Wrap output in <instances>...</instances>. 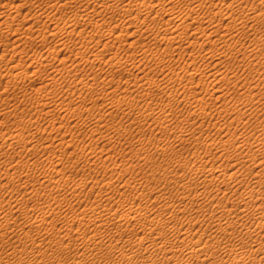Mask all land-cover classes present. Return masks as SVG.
<instances>
[{"label": "rangeland", "instance_id": "obj_1", "mask_svg": "<svg viewBox=\"0 0 264 264\" xmlns=\"http://www.w3.org/2000/svg\"><path fill=\"white\" fill-rule=\"evenodd\" d=\"M174 1L175 0H172L171 2ZM12 2V5H15V3H21L22 0H12ZM181 2L182 0L175 1L177 5H181ZM12 5H9L6 8H2L0 6V12L4 11L5 14L1 13L0 15H4V18H6L9 13L12 15L16 14V11H14L15 7ZM33 6L31 8L29 6L22 8V13L18 17L16 15V20L13 22V26L11 27L13 29L14 27L15 29L21 27L20 31L24 27L23 30L27 31L26 33L22 30L21 32L18 31V33L14 35L16 30L11 31L10 28L9 37L0 32V54L2 53V48H5L4 42H6V38L8 41L11 40L10 48H13L14 46H18L19 48L22 47L20 49H23L24 47V50H27L26 48H28L27 51L22 50L23 52H12V49H10V53L12 52L10 55L14 54L13 56H7V58H10V76L12 74L10 77V87L5 86L8 83L9 77H2L0 75V137L2 134L5 136L10 134V146L8 143H4V140L0 138V202H3L2 204L4 205L3 208H0V211L3 212H0L2 213L0 214V221L5 220V222H7L6 220H9L8 227L5 229L6 237H0V255L3 258L2 259L0 257V264H52L53 262H58V258L59 261L67 264L72 261V259H75L76 256L83 258V251L87 254L91 253L89 252L90 249L88 250V248L82 243L81 239H74L85 236V234L87 235L92 233L91 230H93V226L91 224L92 219L94 218L92 214L87 215L85 218L78 220L74 224L73 229L70 230L72 237H66L67 235H63L62 238L58 237L56 239V241L59 239L58 241L61 244L69 245L70 248L59 250L58 248L61 245L59 242L56 245L54 244L53 247L49 244V239L53 238L52 236L49 237V233H58L57 231H59V233H65L63 231L64 228L67 227L64 226L67 221H65L64 218L57 219L55 215L52 214L47 217L45 224L37 221V225L35 220L41 219V212L39 211L38 213L35 211L36 208L33 209L32 207L34 204L38 203H44L45 205L49 204L50 202H47L50 200L51 193L60 198L66 199V201H62L61 207L57 206L55 208V211L64 213L69 212L68 216H71L70 214H77L85 207L96 205L97 202L98 204L100 203L99 205L101 206L98 207L99 210L103 209L102 207H111L113 210L114 208H118L121 210L125 206L138 207L141 204L150 205L151 208H153V212H150L149 215L154 217L155 220L169 221L172 224L175 223V226L178 229H182V231L185 229L192 231L190 232L191 236L186 241L187 243L191 242L193 239L196 241L195 237L197 233L199 234V236L197 235L196 237L197 239L201 235L203 239H207L206 237L209 238V234L211 233V237H214L213 240L216 244L217 241L222 240L221 242L223 246L228 243L227 240L229 239L228 241L235 244L236 247V244L243 239V242H246L245 245L247 246V248L246 246L244 247V250H247L245 253L249 252L252 247L253 250L250 251L255 253V246H259L258 244H260V242L263 243L264 236L261 238L263 240L262 241L261 239L258 240L255 235H245V232L247 233L246 230L248 229V225L251 224V219L254 218L251 216L249 211H246L245 215L248 213L246 217L243 216L242 213H239L240 208L243 207V204H245V200H249L248 203L250 204L253 203L252 198L249 199L246 197L245 200H243L240 205L235 207L230 214L228 211L226 213L224 210L222 211L223 208L218 209L220 210L218 214L222 211L221 214L227 217H231L236 214L241 215V217L236 218V224L234 225L235 228L230 229L231 231L229 233L236 232L232 236L222 234L224 231L221 230H217V232L212 230L211 227L213 223L209 220H206L207 222L199 221L194 224L193 222L185 220L184 217L181 220V217L187 212H184L186 206L188 207L187 214L201 209H208L206 210V213H210L212 205H210V203L207 205L208 201L206 200L208 197H200V201L198 199V203L195 202L194 205L190 202V200H187L192 198V194H194L196 188L202 190V187L205 186L201 177L197 174V171L201 167V160L207 156L213 158L215 165L223 170H227V172L235 170L238 171L239 175L237 181H232L231 183L232 185L235 183V187L233 188H237L238 193L250 189L251 184L259 179L261 180L260 182H262L259 184L262 185V190H264V176L259 175V168H253V165L251 164L255 157L259 160L262 156H264V149L262 146L260 151L255 152V157H253L252 152L249 151L248 146L242 149L243 152L239 155L234 150L233 146L242 143V140L250 134H254V136L259 137V139L261 138L262 143L264 141V39L262 40L261 45L255 48L258 55L261 56H259V60H256L258 58L251 60L250 57L249 59H243V55L240 54L236 57H228L224 60V62L218 65V69L226 70L229 77H235V80L239 78L240 81L238 80L237 82L234 78H226L223 80L220 76L217 78L219 81H213L212 77H207L202 74H197L193 80H189L187 78L186 70L181 66L187 64V62L191 60L193 63V66L189 68V71H191L195 65H200L204 68L208 60L203 58L202 54L204 51L200 48V46L194 44L188 48L185 47L188 43V35H186L182 41H179L182 43L180 47H169L164 49V46L170 45L171 43H167L166 40L162 39H159L160 41L157 40L156 43L149 41L150 39L148 38H150L149 35L151 34L150 30L136 24V26H127V21H123V14L118 11L115 12L109 10L105 11L104 14H100V17L97 16V18L91 20L87 19L88 22L81 19L83 22L82 25L79 26V29L82 27L83 29L90 28L89 30L91 31L93 28L92 24H94L95 21L100 24L102 23L103 25L107 24L105 26L106 28H108V26H116V32L123 30L125 33H123L124 36H122V42H118L119 40L115 38L117 34L115 31L114 33L116 34L114 35L112 33L108 34V32L106 33L105 31V36L112 39V44L114 45L113 47L104 49L105 46L103 44V48L100 43L102 41H100L98 36L94 37V40L91 39V42H87L89 44L81 46L77 35L78 31H74V33L71 34L74 40L73 38H66L65 33L64 36H53L54 34H52L57 31V27L55 29V25H53L55 24L54 20L57 22L58 18L60 19V17L64 18V16H69V10V12L66 9L65 10L67 12L65 10L62 11L61 9L56 12L53 11V13L55 12L54 14H56L53 22H50V20H47V22L45 19L44 21L47 23L42 20L40 23L37 21L36 24L35 19H29V17L36 11H39L40 8L37 4H33ZM29 10H32V14L25 17L24 14ZM200 11L203 12L205 10ZM26 20H29L28 22L31 24H29ZM64 20L65 18L61 20V22H64ZM49 22L53 24H49V26L43 25L45 23L48 24ZM83 25L88 27L84 28ZM194 26L195 25H193V27ZM36 28H38L40 32ZM191 30L192 28H190L188 32L191 33ZM244 31L248 35L252 36L258 32H264V20L256 26V29L249 30L245 28ZM28 35L33 39L29 38ZM136 36L138 37L137 40L139 43L135 42L137 41ZM62 37H64V41H66L65 39H69L68 43L71 42L70 44L67 43L68 46L64 48L62 46L58 47L59 45L57 43ZM141 37L145 42L141 39ZM241 38L243 40H248L244 36ZM95 39H98L100 42ZM28 40L30 42H28ZM133 40H135L134 42L136 44L134 43L132 46L128 44V42ZM97 43H99V45H97ZM212 45L213 44L211 43H206L204 48L212 47ZM58 48L60 52L56 53V55H58L56 57V55L52 53V50H56ZM101 48V54H96ZM147 48L150 50V52L147 53L153 54L152 56H149L148 59H145L142 58L143 50L145 51ZM95 50H97L96 53L94 52ZM102 51L104 53L106 51L107 52L103 55ZM24 52H27L28 55L26 53L24 54ZM140 52L141 54H139ZM9 58L7 60L5 59L6 61L0 64V70H3L6 67L4 63L8 62ZM63 58L66 60L65 65L69 68L67 67L68 71L63 70V73H60V76L59 73L56 72V68L57 66L58 68L62 67L64 62ZM140 60H142V63H140ZM138 61L139 63H137ZM143 63L146 66H143ZM239 64H241V67H238ZM14 66L16 68H14ZM43 66H45L46 69H44ZM138 66L144 67L142 71L137 70ZM37 67L40 68L39 71ZM210 68L212 67L210 66ZM21 69L22 71L26 70V74H24L22 78L14 80L13 74L17 73L16 70L19 72ZM69 69L72 70L70 71ZM14 71L16 73H14ZM172 71L178 73L179 76H175L173 80H169ZM234 72L235 74H233ZM92 75L95 76V78ZM53 77L56 80L59 79L58 84H55L56 82ZM74 78L85 79L90 83L85 80H81L79 87V84L75 83L77 79L73 80ZM136 78H141V81H139L138 84H136ZM148 78H153L156 82L150 84L147 82ZM243 78L244 80L246 79L247 82L245 83L246 85L244 84L242 86L241 83L243 82ZM248 80H253L254 82L252 81V83L261 82L257 87H251L248 83L251 81ZM72 82L75 83L74 86L78 87L71 85L73 84ZM43 83L45 84V87H43ZM59 83L60 86H58ZM49 84L53 85L51 86ZM39 86H42L45 91L42 89L38 92L37 87ZM194 89H197L198 91L201 90L202 93L205 94L204 102H196L193 100ZM48 90L49 92H46ZM243 91L250 96L248 99L251 103L245 101V104L240 103L243 105L240 106L237 102L236 104L239 106L238 110V108L232 104V101L237 100L239 98V94ZM23 94L26 96H23ZM220 95L227 97V101H231L228 105L229 110L220 114L211 115L208 111L210 108H216L218 102L215 98ZM250 98L254 99L252 100ZM119 100L122 101L120 104L118 103ZM41 101L49 102L51 106L46 108V110L54 109V111L47 113L46 110L40 109V103H42ZM66 103H70L71 105H66ZM76 104L82 105V107L80 106L81 109L73 110V107H75ZM67 106L70 107L68 108ZM200 106L205 107V113L198 111V113L194 114L193 109ZM244 106L245 111L243 110ZM239 112L241 114L240 116L243 117L240 118V116H238ZM167 114L169 117L164 119ZM46 125L47 127H45ZM219 125H223L224 127ZM55 126L56 129L53 128ZM57 126L59 128L58 130ZM227 128L231 131L230 135L228 134ZM69 129L71 130L69 131ZM95 129H97V131ZM234 130L237 135L233 133ZM198 136H200L202 142H198L196 140V137ZM227 136L230 138V141L222 142L223 139L226 140ZM20 138H25L27 141L29 140V143L25 145L26 147L23 146L24 142L17 141V139ZM63 138L65 139L62 140ZM220 139L222 140L221 142ZM256 139L259 140L258 138ZM250 141L252 142L253 138L250 139ZM60 142L61 144H59ZM221 143L225 144L222 145ZM52 147H54L55 153L51 150L53 149ZM223 152L231 154V158L227 159L225 155H223ZM104 158L107 159L106 162H104ZM3 160L4 162H2ZM5 161H7V163L10 162V177H8L9 175H6L2 169V165L3 167L6 165ZM250 164L251 168L248 169L247 166ZM14 167L18 168L17 172H14ZM13 174L15 176H13ZM262 174H264V172ZM76 182H83L84 184L76 185ZM56 184L57 187H55ZM126 184L129 186H126ZM259 184H257V188H259ZM42 185L46 188L45 190L41 189L38 194L32 191L33 188H37ZM93 185L94 187H92ZM109 186L111 187L109 188ZM213 186L216 185L210 184L208 185V188H212ZM105 194L107 196H105ZM259 195L261 197H259ZM262 195L258 193L256 195L258 196L257 198H260L259 202H264V196ZM109 196L111 197L110 200ZM181 196H187L189 198H185L184 200L178 199ZM234 196L236 197V195ZM257 198L255 197V199ZM220 199L225 201L222 196L218 198V200ZM165 200H168V203L172 204L166 211L161 207L162 202L164 203ZM250 204H248V206H250ZM231 206L232 205L230 203L228 208ZM213 207L215 208V206ZM192 209H194V211ZM173 212H178V215L174 217ZM214 213L217 214L215 211ZM47 221L49 222L48 224L46 223ZM217 221L225 223L224 220ZM141 222L142 221L138 220L134 225H130V229L128 228L129 231L132 232L131 230H135L139 232L141 230ZM171 229L167 231L168 234L166 233V236H173L174 229ZM38 230H41L40 236L37 235L39 233ZM149 230L150 229L148 228V232ZM104 231L103 233L106 234L104 235V238L108 243L111 241L113 242V239L116 236L114 242L118 240L121 246H124V248L126 247L125 249L131 251L132 243L129 239L130 236L124 235L122 236L124 238H122V240L119 232L116 230L107 229L108 232ZM256 231H253L252 233H256ZM261 231V233H264V228H262ZM151 233H153V231ZM212 234H215L216 236H212ZM108 236L113 238H109ZM29 238H31V240ZM33 238H36L37 241H39L37 242L38 244H35L36 248H34L35 245L32 243ZM245 239L249 241V243H247ZM81 243L82 245H80ZM146 244H149V242ZM175 244V248H179V246H184L186 243L181 241ZM38 245L41 247H38ZM249 245H251V247ZM46 246L49 248L51 246V249ZM56 246L58 248H56ZM202 246H204V244H202ZM91 247L93 248L95 246ZM41 248H44V250ZM216 248L217 252L214 259L210 257L205 264H214V260H217L218 262L221 260L220 262H224V264H226V261L229 260L232 262L231 258L234 257V253L231 255L232 251L228 252L229 249L225 250L226 247L218 248L217 245ZM102 249H93V253L96 252L97 256L92 257V255L89 257L95 258V261L98 262V259L101 257L103 258L106 255H110L107 248ZM240 249L242 248H239V250ZM45 252L46 254H44ZM259 256L260 255H257V257ZM113 257L115 259H119L121 255L119 253H115L113 254ZM255 257L256 256H254V258ZM254 258L247 259V263L253 264ZM45 260L46 262H44ZM233 261H235V259ZM261 261L258 260V263L264 264V259ZM240 264L242 263L240 262ZM254 264H257V262Z\"/></svg>", "mask_w": 264, "mask_h": 264}, {"label": "bare ground", "instance_id": "obj_2", "mask_svg": "<svg viewBox=\"0 0 264 264\" xmlns=\"http://www.w3.org/2000/svg\"><path fill=\"white\" fill-rule=\"evenodd\" d=\"M172 0H22L21 3L17 4L15 3V5L13 4L12 5V0L11 1H7V0H0V6L2 8H6L7 6L9 5H12L13 7H15V10L16 11V14H7L6 18H4V11H1L0 14H4V15H0V32L2 34H5L6 36H9L10 35V28L13 26V22L16 20V15L17 17L22 13L21 10L22 8H25V7H32L33 4H37V6H39V11H36L35 13H33V15H31L29 17V19L31 18H34L35 21H36V24H37V21H39V23L43 20L46 19L47 20H50V22H53V20L55 19V15L54 14L57 10H69V16L65 17V20L64 22H61V20H63L64 18L60 17V19L58 18L57 19V22L56 20H54L55 24L53 23H48L46 24H43V25H48L49 24H53L55 25L54 28L56 29L57 27V31L52 33L54 34L53 36H58V35H63L64 36V33L66 34V38H73V36L71 35L72 33H74V31H78V39L80 40V44L81 46H83L84 44H89L87 42H91L94 37L98 36V38L100 39V42L98 39H95V40H98L104 49H109L110 47H113L114 45L112 44V39H109L108 37L105 36V31L106 33L108 32V34L112 33L113 35L116 34V39L119 40L118 42H122V36L124 31L121 30L120 32H116L117 31V28L116 26L115 27H109L106 28L105 26L107 25H103L102 23H98L97 21H93L94 24L93 25V28L91 29V31L88 29V28H85V27H88V26H84V28L86 29H83L80 28L79 29V26L82 25V20H86V22H88L87 19L91 20V19H94V18H97V16H99L100 14H104L105 11H115V12H119L121 14H123L124 16V19L123 21H127L126 23L127 26L129 25H140L141 27H144L146 28L147 30H150L151 31V34L149 35L150 39L149 41L153 42V43H156V41H160L159 39H162V40H166V42H170L171 44L170 45H166L164 46L163 48L164 49H167L169 47H180L182 43H180L179 41H182L184 39V37L186 35H188V43L185 45V47H190L192 45H198L200 46V48L204 51V53L202 54L203 58L205 60H208V62L206 63V66L204 68H202V66L200 65H195L191 71H189V68H191L193 66V63L192 61H188L187 64L181 66L183 67V69L186 70V73H187V78L189 80H193L194 77L197 75V74H202V75H205L207 77H212L213 81L215 80H218V76H220L221 79H232L234 78V80L236 79L235 77H229L228 76V72L226 73V70H220L218 69L217 67H219L218 65H220L222 62H224V60H226L228 57H236L237 55H240L242 54L243 55V59H246L249 57L252 59H256V60H259V58L261 57L260 55H258L257 51L255 50L256 47H259L261 45V42L262 40L264 39V32H258V33H255L253 36L252 35H248L244 29L247 28L249 30L251 29H256V26L261 23L263 20H264V0H182L181 2V5H177L174 2H171ZM35 6V5H34ZM33 6V7H34ZM38 10V9H37ZM65 10V11H66ZM200 10H205L203 12H201ZM53 11H55L53 13ZM66 11V12H67ZM11 12V10H10ZM32 10H29L27 11L24 15L25 17L29 14H32L31 13ZM65 13V12H64ZM100 17V16H99ZM98 17V18H99ZM4 18V19H3ZM26 19V18H24ZM100 19V18H99ZM98 19V20H99ZM27 22L29 20H26ZM80 21H81V24H80ZM117 21V20H116ZM17 22V21H16ZM34 22V20H33ZM59 22V23H58ZM101 22V21H100ZM120 22V21H119ZM29 23V22H28ZM92 23V21H91ZM31 24V23H29ZM119 24V23H118ZM136 24V25H135ZM16 25V24H15ZM34 25V24H33ZM39 25V24H38ZM52 25V26H53ZM193 25H195L193 27ZM21 26V25H20ZM28 26V25H27ZM118 26V25H117ZM124 26V25H122ZM126 26V25H125ZM133 26V28H134ZM26 27V26H25ZM72 27V28H70ZM139 27V26H138ZM21 28V27H20ZM20 28H17L14 29L11 28V31L12 30H16L15 34L16 35L18 33V31H20ZM192 28L191 30V33H189V29ZM24 29V27H23ZM22 29V30H23ZM32 29V28H31ZM31 29H28V30H31ZM38 31L39 29L36 28ZM53 29V28H52ZM88 29V30H87ZM128 29V28H127ZM21 30V31H22ZM33 30V29H32ZM20 31V32H21ZM25 30H23L24 32ZM52 31V30H51ZM114 31L116 33H114ZM136 31V30H135ZM14 32V31H13ZM12 32V33H13ZM19 32V33H20ZM27 31H25L24 33H26ZM32 32V31H30ZM40 32V31H39ZM38 32V33H39ZM129 32V31H127ZM7 33V34H6ZM37 33V34H38ZM23 34V33H22ZM41 34V33H40ZM43 34V32H42ZM106 34V35H108ZM125 34V33H124ZM128 34V33H127ZM13 35V34H12ZM26 35V34H25ZM39 35V34H38ZM135 35V33H134ZM23 36V35H22ZM27 36V35H26ZM25 36V37H26ZM42 36V35H41ZM52 36V37H53ZM109 36V35H108ZM148 36V35H147ZM244 36L246 39L248 40H243L241 37ZM10 37V36H9ZM29 37V35H28ZM34 37V36H33ZM46 37V36H45ZM48 37V36H47ZM111 37V36H110ZM137 37V36H136ZM135 37V38H136ZM22 38V37H21ZM31 39H33L32 37H29ZM49 38V37H48ZM64 37H62L61 39L58 40V47H66L68 46L67 43H68V40L65 39L66 41H64L63 39ZM134 38V39H135ZM14 39V38H13ZM18 40H20L19 38H17ZM27 39V37H26ZM138 39V37L136 38V40ZM141 39L143 40V38L141 37ZM6 42H4V45H5V48L1 50V54H0V64H2V62H5L8 58L7 56H13V55H10L12 54V52H17V51H22L24 50V47L23 49H20L22 47H18V46H12L13 48H10V41H8V39L6 38L5 39ZM74 40V38H73ZM94 40V39H93ZM131 41V42H128V44H130L131 46L134 45V43H139V41ZM144 41V40H143ZM141 41V42H143ZM28 42H30L28 40ZM145 42V41H144ZM143 42V43H144ZM221 42V43H220ZM18 43V42H17ZM15 43V44H17ZM27 43V42H25ZM24 43V44H25ZM71 43V42H70ZM68 43V44H70ZM135 43V44H136ZM142 43V44H143ZM206 43H211L213 44L212 47H207V48H204V46L206 45ZM23 44V45H24ZM141 44V45H142ZM3 45V44H2ZM19 45V44H17ZM76 45V44H75ZM97 45H99V43H97ZM124 45V44H123ZM145 45V44H143ZM21 46V45H20ZM25 46V45H24ZM77 46V45H76ZM75 46V47H76ZM80 46V48H81ZM101 46V47H102ZM86 47V46H84ZM83 47V48H84ZM89 47V46H88ZM79 48V47H77ZM82 48V49H83ZM10 49H12V52L10 53ZM28 50V48H26ZM61 49V48H60ZM75 49V48H74ZM80 49V50H82ZM27 50H24V51H27ZM79 50V49H77ZM99 50V49H97ZM97 50H95L94 52L96 53ZM101 50L102 48L99 50V52H97L96 54L100 55L101 53ZM258 50V49H257ZM54 53V55H56L57 52H60L59 51V48L56 49V50H52ZM62 51V50H61ZM256 51V52H255ZM23 52V51H22ZM21 52V53H22ZM50 52V51H49ZM48 52V53H49ZM103 52V51H102ZM107 52V51H106ZM105 52V53H106ZM147 52H150V50L147 48L145 49V51L143 50V57L142 58H149V56H152V54H148ZM152 52V51H151ZM20 53V52H19ZM27 54V52H24V54ZM104 52L102 53L103 55L105 54ZM239 53V54H238ZM38 54V53H37ZM51 54V53H50ZM94 54V53H93ZM141 54V52L139 53ZM28 55V54H27ZM42 55V54H41ZM46 55V54H45ZM95 55V54H94ZM22 56V55H21ZM19 56V57H21ZM58 55H56L57 57ZM78 56V55H76ZM140 56V55H139ZM260 56V57H259ZM36 57V56H35ZM44 57V56H43ZM93 57H96V56H93ZM98 57V56H97ZM7 58V59H6ZM41 58V56H40ZM77 58V57H76ZM139 58V57H137ZM263 58V57H262ZM6 59V60H5ZM44 59V58H43ZM64 59V58H63ZM62 59V61H63ZM134 59V57H133ZM132 59V60H133ZM27 60V59H26ZM25 60V62H26ZM33 60V59H32ZM194 60V59H193ZM10 58L8 60V62L4 63L5 64V70L3 72V70H0V75L2 77L4 76H7L9 77V80H8V83L5 85L6 87H10ZM24 61V60H23ZM65 59H64V62H63V65L62 67H59L57 66L56 68V72L62 74L63 73V70H66L68 71L67 67L65 65ZM136 61V60H134ZM142 60H140V63ZM187 61V60H186ZM132 62V61H131ZM16 63V62H15ZM20 63V62H18ZM29 63V62H28ZM139 63V61L137 62ZM186 63V62H185ZM32 64V63H31ZM51 64V63H50ZM135 64V63H134ZM244 64V63H243ZM16 65V64H15ZM28 65V64H27ZM41 65V64H40ZM73 65V64H72ZM138 65V64H136ZM18 66V65H17ZM20 66V64H19ZM42 66V65H41ZM47 66V65H45ZM44 67V69H46ZM53 66V65H52ZM51 66V67H52ZM140 66V64H139ZM137 67L138 69L137 70H140L142 71V69L144 68L143 66H146L144 65L143 63V66L141 67ZM210 66L212 68H210ZM13 67V66H12ZM11 67V68H12ZM33 67V66H32ZM72 67V66H71ZM187 67V68H186ZM208 67V68H207ZM238 67H241V64H239ZM14 68H16L14 66ZM13 68V69H14ZM18 68V67H17ZM22 68V67H21ZM38 68V67H37ZM69 68V67H68ZM135 68V66H134ZM214 68V70H213ZM217 68V69H216ZM264 68V67H263ZM40 68H38V71H39ZM136 69V68H135ZM19 70V69H18ZM16 70V72L14 71V73L16 74H13L14 76V80H18L19 78H22L24 74H26V70L22 71H19ZM27 70H30V69H27ZM37 70V69H35ZM70 70V69H69ZM72 70V69H71ZM70 70V71H71ZM228 70V69H227ZM241 70V69H239ZM33 71V70H32ZM37 71V72H38ZM49 71V70H48ZM36 72V71H35ZM237 72V71H235ZM235 72L233 74H235ZM260 72V71H259ZM34 73V72H33ZM42 73V71H41ZM55 73V72H54ZM53 73V74H54ZM221 75H219V74ZM230 73V71H229ZM28 74V73H27ZM232 74V73H231ZM232 74V75H233ZM32 75V74H31ZM96 75V74H95ZM231 75V76H232ZM61 76V75H60ZM93 76V75H92ZM97 76V75H96ZM175 76H179L178 73H175L174 71L171 72V75L169 77V80H173ZM239 76V75H238ZM95 78V76H93ZM237 77V76H236ZM51 78V76H50ZM54 78V77H53ZM83 78V77H82ZM89 78V77H87ZM48 79V78H47ZM75 83L79 84V87H80V82L81 80H85V79H79V78H74L73 80H75ZM97 79V78H96ZM106 79V78H105ZM241 79V78H240ZM13 80V79H12ZM55 84H58V81L59 79H55ZM61 80V79H60ZM95 80V79H93ZM108 80V79H107ZM111 80V79H110ZM239 78L235 81L238 82ZM243 82L241 83V85L243 86L247 80L244 78L242 79ZM260 80V79H259ZM264 80V79H263ZM87 81V80H85ZM84 81V82H85ZM106 81V80H105ZM141 81V78H136V84H138V82ZM219 81V80H218ZM216 81V82H218ZM221 81V80H220ZM240 81V80H239ZM245 81V82H244ZM248 81H251V82H248L249 85L251 87H257L258 85H260V82L258 83H252L253 80H248ZM16 82V81H15ZM48 82V81H47ZM52 82V81H51ZM50 82V83H51ZM83 82V81H82ZM89 82V81H87ZM86 82V83H87ZM148 83L152 84V83H155L156 81L153 79V78H148ZM236 82V83H237ZM254 82V81H253ZM54 83V82H53ZM73 83V82H72ZM71 84L74 86V84ZM90 83V82H89ZM106 83V82H105ZM44 84V83H43ZM62 84V83H61ZM109 84V82H108ZM51 85V84H49ZM53 85V84H52ZM51 85V86H52ZM69 85V86H71ZM107 85V84H106ZM246 85V84H245ZM248 85V84H247ZM4 86V87H5ZM43 86V85H42ZM39 86L37 87L38 89V92L39 90H42L44 89L43 87H45V84L44 86ZM60 86V83L59 85ZM62 86V85H61ZM241 86V87H242ZM47 87V86H46ZM54 87V86H53ZM74 87H78V86H74ZM52 88V87H51ZM4 89V88H3ZM8 89V88H7ZM50 89V88H49ZM6 90V89H5ZM8 91V90H6ZM32 91V90H31ZM37 91V90H36ZM45 91V89H44ZM35 92V91H34ZM46 92H49L46 91ZM2 93V92H1ZM44 93V92H43ZM2 95V94H1ZM46 95V94H45ZM263 95V94H262ZM23 96H26L23 94ZM42 96V95H41ZM47 97V96H46ZM248 97H250L246 92H242L239 94V98L237 100H233L232 101V104L238 108L239 110V106L238 104H236L237 102L239 103L240 106H243L241 105L240 103H243L245 104V101H248V103H251L250 100L248 99ZM27 98V97H25ZM261 98V97H260ZM263 98V97H262ZM45 99V98H44ZM216 101L218 102V105L216 106L215 109H212L210 108L209 109V113L211 115H215V114H220L224 111H228L229 110V104L231 103V101H227L228 98L227 97H223L222 95L218 96L215 98ZM230 99V98H229ZM233 99V98H232ZM250 99H254V98H250ZM193 100L196 101V102H204L205 100V94L202 93V91H198L197 89H194L193 90ZM260 100V99H259ZM258 100V101H259ZM263 100V99H262ZM40 102V101H39ZM42 102V101H41ZM51 102V101H50ZM122 101L119 100L118 103L120 104ZM35 103V102H34ZM38 103V102H37ZM36 103V105H37ZM62 103V101H61ZM60 103V104H61ZM39 104V103H38ZM71 105L70 103H66V105ZM62 105V104H61ZM65 105V106H66ZM250 105V104H249ZM51 104L49 102H42L40 103V109H44L46 110V108L50 107ZM63 106V105H62ZM82 105L80 104H76L75 107H73V110H77V109H81ZM37 107V106H36ZM61 107V106H60ZM68 107V106H67ZM70 107V106H69ZM68 107V108H69ZM62 108V107H61ZM228 108V109H227ZM241 108V107H240ZM245 106L243 107V110H244ZM7 109V108H6ZM4 109V110H6ZM9 109V108H8ZM51 109V108H50ZM71 109V108H70ZM247 109V108H246ZM260 109V108H259ZM264 109V107H263ZM43 110V111H44ZM68 110V109H66ZM205 107L204 106H200V107H195L193 109V113L196 114L198 113V111L200 112H203L205 113ZM242 110V109H241ZM47 113H51L54 111V109H51V110H46ZM245 111V110H244ZM10 112V111H8ZM42 112V111H41ZM66 112V111H65ZM73 112V111H71ZM264 112V111H263ZM64 113V112H63ZM68 113V112H67ZM244 114V113H243ZM240 112L238 114V116H240ZM56 117V116H55ZM169 117V115H165L164 119H167ZM243 117V116H240V118ZM61 119V118H60ZM249 119V118H248ZM251 119V118H250ZM52 120V119H51ZM54 121V119H53ZM70 123V122H69ZM261 123V122H260ZM53 124V123H52ZM215 124V123H213ZM59 125V124H58ZM62 125V124H61ZM51 126V125H50ZM217 126V125H216ZM219 126H222L224 127L223 125H219ZM47 127V125L45 126ZM60 127V125H59ZM76 127V126H75ZM220 127V128H222ZM50 128V127H49ZM48 128V129H49ZM56 129V126L53 127ZM66 128V127H64ZM73 128V127H72ZM218 128V127H217ZM262 128V127H261ZM58 126H57V130H58ZM223 129V128H222ZM228 129V128H227ZM260 129V128H259ZM68 130V129H67ZM65 130V131H67ZM71 129H69L70 131ZM97 131V129H95ZM94 130V131H95ZM220 131V129H219ZM257 131V130H256ZM260 132V131H259ZM66 133V132H65ZM231 131L230 129H228V134L230 135ZM233 133L235 135L236 132L235 130L233 131ZM241 133V132H240ZM64 134V133H63ZM262 134V133H261ZM65 135V134H64ZM67 135V134H66ZM93 135V134H92ZM228 135V136H229ZM256 135V134H255ZM260 135V134H259ZM227 136V138H228ZM13 137V136H12ZM17 137V135H16ZM22 137V136H21ZM263 137V136H261ZM3 140L4 143H8V145L10 146V134L8 136H5V135H1V137ZM19 138V137H18ZM61 138V137H60ZM226 140L223 139V141L220 139V142H229L230 141V138H228ZM253 138V141L251 142L250 139ZM256 138L259 139V137H255L254 134H250L248 136H246L243 140H242V143L240 144H236L233 145L234 146V150L238 153V155L243 152L242 149L246 148L248 146V149L249 151L252 152V155L253 157H255V152L256 151H260L262 148L264 149L263 147V144H264V141L262 143L261 141V138L259 140H257ZM264 138V137H263ZM262 138V139H263ZM65 138H63L62 140H64ZM256 139V140H255ZM61 140V139H60ZM196 140L198 142H202V140L200 139V136L196 137ZM17 141H21V142H24L23 146H25L27 143H29V140L27 141L25 138H20V139H17ZM65 142V141H64ZM240 142V141H239ZM238 142V143H239ZM58 143V142H57ZM61 144V142L59 143ZM63 144V142H62ZM208 144V142H207ZM212 144V143H211ZM214 144V142H213ZM222 144V143H221ZM225 144V143H223ZM222 144V145H223ZM56 145V144H55ZM45 146H46V143H45ZM52 146V145H51ZM60 146V145H59ZM262 146V148H261ZM26 147V146H25ZM24 147V148H25ZM255 149H254V148ZM48 148V147H47ZM50 148V147H49ZM53 149V152H54V147H52ZM225 148V147H224ZM1 149V148H0ZM46 149V148H45ZM226 149V148H225ZM224 149V150H225ZM228 149V148H227ZM23 150V149H22ZM49 150V149H47ZM10 151V150H9ZM5 152V151H4ZM8 152V150H7ZM52 152V151H51ZM57 152V151H56ZM222 152V151H220ZM263 152V151H262ZM55 153V152H54ZM260 153V152H259ZM3 154V153H2ZM215 154V153H214ZM220 154V153H219ZM223 155H225V157L227 159H230L231 158V154H227V153H224L223 152ZM237 155V157H238ZM217 157V156H216ZM221 157V156H220ZM224 157V156H223ZM252 157V158H253ZM251 158V160H252ZM107 159L104 158V162H106ZM10 161V160H9ZM4 162V160L2 161ZM6 165L3 167L2 165V169H3V172L6 174V175H9L8 177H10V162L7 163V161H5ZM57 163V162H56ZM3 164V163H2ZM251 164L253 165V168L256 167V168H259L258 172H260L259 175H263L262 174L264 172V156L261 157V159H257L255 157V159L252 160ZM251 164L248 165V169L251 168ZM1 165V164H0ZM58 165V164H57ZM246 165V163H245ZM56 166V165H55ZM15 168V167H14ZM243 168V167H242ZM253 170V169H251ZM17 172L18 171V168H15L14 172ZM240 172V170H239ZM253 172V171H252ZM12 173V172H11ZM17 174V173H16ZM197 174L201 177V180L202 182L204 183L205 186L202 187V190L196 188V190L194 191V194H192V198H189L187 196H181L179 197L178 199L180 200H184L185 198H189L187 200H190V202L194 203H198L197 200L200 198V197H208V199L206 201H208L207 205L210 203V205H212V207L210 208V213H206V210H198L196 212H191L189 214H187L188 212V207L186 206V208L184 209V212H186L182 217H181V220L184 219L185 220H188L190 222H193L194 224H196L197 222L199 221H202V222H207L206 220H209L211 223H213L211 229L216 231L217 230H221V231H224V233L222 232V234H228L230 236L234 235L236 232L234 233H229L232 229V228H235V224H236V218H239L241 217V215L239 214H236V215H233V216H224L222 213V211L224 210L225 213L228 211L229 214L233 211V209L235 207H237L238 205H240L242 203L243 200H245L246 197H248L249 199H253V203H248V201L245 200V204H243V207L240 208V214L242 213L243 216H247L245 215L246 214V211H249V213L251 214V216L255 219H251V224H247L248 225V229L246 230L247 233L245 232V235H248V236H252V235H255L256 238H258V240H260L264 235V233H261L262 231V228H264V202H259L260 198H257L258 194H264V190H262V185H260L262 182H260L261 180L259 179L258 181H254L252 184H251V187L250 189L246 190V191H242V192H239L238 193V190L237 188L234 189L233 187H235V183H233V185L231 184L232 181H237L238 179V171H232V172H227V170H223L221 168H219L218 166L215 165L214 161H213V158H210V157H205L201 160V167L199 168V170L197 171ZM258 175V174H257ZM13 176H15L13 174ZM258 177V176H257ZM15 178V177H14ZM106 181V180H105ZM108 181V180H107ZM110 181V180H109ZM112 181V180H111ZM98 182V181H97ZM129 182V180H128ZM106 183V182H105ZM104 183V184H105ZM110 183V182H109ZM127 183V182H126ZM260 183V184H259ZM82 185L84 184L83 182H76V185ZM96 184V182H95ZM113 184V183H112ZM125 184V183H124ZM123 184V185H124ZM216 185V186H213L212 188H208V185ZM258 185L259 188H257L256 186ZM107 185V184H106ZM111 185V184H110ZM122 185V186H123ZM128 184H126L127 186ZM237 185V184H236ZM119 186V185H118ZM125 186V185H124ZM123 186V187H124ZM129 186V185H128ZM248 186V185H247ZM57 187V184L56 186ZM94 187V185L92 186ZM111 186H109L110 188ZM238 187V186H237ZM43 189L45 190L46 188L42 186L40 187H37V188H33V192L35 193H39L40 190ZM119 189V188H118ZM184 189V188H183ZM264 189V188H263ZM112 190V189H111ZM106 191V189H105ZM108 191V190H107ZM113 191V190H112ZM110 192V191H108ZM107 193V192H106ZM112 194V193H111ZM122 194V193H121ZM78 195V194H77ZM110 195V193H109ZM123 195V194H122ZM236 195V197L234 196ZM79 197H81L80 195H78ZM102 196V194H101ZM105 196H107L105 194ZM111 196V195H110ZM109 196V200H110V197ZM222 196L223 200H218V198ZM264 196V195H262ZM104 197V196H103ZM102 197V198H103ZM211 199H210V198ZM235 197V198H234ZM255 197L257 199H255ZM259 197H261L259 195ZM101 198V199H102ZM105 199V198H103ZM102 199V200H103ZM201 199V198H200ZM199 199V201H200ZM205 199V198H204ZM108 200V201H109ZM203 200V199H202ZM62 201H66V199L64 198H60L58 197L57 195H53L52 193L50 194V200L47 202L49 204L45 205L44 203H38V204H34L33 205V209L36 208L35 211H37L39 213V211L41 212L40 213V217L41 219H36L35 222L37 223V221H39V223H44L45 224V220H47V217H49L50 215L54 214L55 217L57 219H63L67 222H65V225L64 226H67L66 228H64V231L65 233H59V231H57L58 233H49V237H53V238H50L49 239V244L53 245L57 244L59 241V239L56 241V239L59 237V238H62L63 235H67L66 237H72V233H70L71 229H73L74 227V224L80 220V219H83L85 218L87 215L89 214H92L94 216V218L92 219V226H93V230H91L92 233H89V234H85V236H81L77 239H74V240H82V243L88 248V250L90 249L89 252H91L90 254H87L83 251V258L81 257H77L75 259H72V261H70L69 263L67 264H205L206 261L212 257L214 259L215 257V254L217 252V248H216V245L218 248L220 247H226V249H229V251H232V254L234 253V259L235 261H233L234 259H232V262L229 260V261H226L227 263L226 264H237L240 262L242 264L244 263H247V259H253L254 256H256L254 258V263L257 262V264H260L258 263V260H263L264 259V241L263 243L260 242V244H258L259 246H255V253L250 251V250H253V247L252 249L249 250V252L245 253L247 250L245 249L244 250V247L246 246L245 243L243 242V239L242 241H240L238 244H236L237 246L236 247H239V248H242L239 250V248H236L235 247V244L229 242L227 240V244H224L222 246V240L221 241H217V244L216 242L213 240V238L211 237V233L209 234L210 237H206L207 239H203L201 236L198 237V239L196 238L197 235L199 236V234L197 233L195 239L196 241L191 240V242L187 243L186 241L188 240V238L191 236L190 232H192L191 230H188V229H185L182 231V229H178L175 225V223H171L169 221H160V220H155L154 217H152L151 215H149V213L153 212V208H151L150 205H140L138 207L136 206H128V207H124L123 209H115L113 210V208H104L102 207L103 209L99 210L98 207H101L98 202L96 205H91L89 207H85L83 208L80 212H78L77 214H70L71 216H68L69 212H56L55 211V208L57 206L61 207V204H62ZM80 201V200H78ZM170 201V200H169ZM251 202V201H250ZM3 203V202H2ZM0 202V208H3V204ZM110 203V201H109ZM202 203V202H201ZM204 203V202H203ZM231 203V207L228 208V205ZM123 204V203H122ZM248 204H250V206H248ZM6 205V204H5ZM9 205V204H7ZM111 205V204H110ZM109 205V206H110ZM113 205V204H112ZM119 205V204H118ZM162 208L166 211L168 210L167 208L169 206H171L172 204L168 203V200H165V202L161 204ZM103 206V205H102ZM107 206V205H106ZM114 206V205H113ZM120 206H121V203H120ZM190 206V205H189ZM202 206V205H201ZM215 206V208L213 207ZM6 207V206H5ZM116 207V206H115ZM119 207V206H118ZM191 207V206H190ZM120 208V207H119ZM222 209L221 211V215L218 214V212L220 210L218 209ZM1 210V209H0ZM194 211V209H192ZM218 210V211H217ZM191 211V210H190ZM214 211L217 213L215 214ZM2 212V211H0ZM25 212V211H24ZM161 212V211H160ZM3 213V212H2ZM0 213V214H2ZM49 213V214H48ZM174 213V214H173ZM173 216L176 217L178 215V212H173ZM8 215V214H7ZM224 216V217H223ZM5 217V216H4ZM2 217V218H4ZM69 218V219H68ZM138 220L142 221L141 222V230L138 232V231H135V230H131L132 232L129 231V227L130 225H134ZM217 220L221 221V220H224L225 223L223 222H218ZM7 222H5V220H1L0 221V237H6L5 233H6V230L7 227H8V224H9V220L7 219L6 220ZM44 221V222H43ZM187 221V222H188ZM246 221V220H245ZM34 222V221H33ZM244 222V221H243ZM47 224L49 223L48 221L46 222ZM35 224V223H34ZM33 224V225H34ZM51 224V223H50ZM244 224V223H243ZM38 225V223H37ZM53 225V224H52ZM51 225V226H52ZM48 226V225H47ZM46 226V227H47ZM50 226V225H49ZM195 226V225H194ZM243 226V225H242ZM246 226V224H245ZM244 226V227H245ZM45 227V225H44ZM63 227V226H62ZM48 228V227H47ZM53 228V227H52ZM51 228V230H52ZM129 228V229H128ZM148 228L150 229L149 232L153 231V233H149L148 232ZM174 229L173 230V236H166L165 234L167 233V231H169V229ZM254 228V229H253ZM54 229V228H53ZM107 229H112V230H116L117 232H119V235L121 237V239L123 238L122 236L126 235V236H130L129 239L131 240V243H132V247H131V251H128L127 249L124 248V246H121L118 242V240L116 242H114L115 240V237L113 239V242L111 241L110 243H108L105 238H104V234L103 231H107ZM133 229V227H132ZM143 229V230H142ZM171 229V230H172ZM190 229V228H189ZM55 230V229H54ZM63 230V229H62ZM61 230V231H62ZM129 232H128V231ZM155 230V231H154ZM236 230V229H235ZM241 230V229H240ZM245 230V229H244ZM257 230V231H256ZM39 231V230H38ZM41 231V230H40ZM40 231L37 235L40 236ZM104 231V232H105ZM253 231H256V233H252ZM46 232V231H45ZM108 232V231H107ZM124 232V233H123ZM156 232V233H154ZM176 232V233H175ZM241 232V231H240ZM244 232V231H243ZM221 233V232H220ZM168 234V233H167ZM196 234V233H195ZM194 234V235H195ZM203 234V233H201ZM206 234V233H204ZM9 235V234H8ZM44 235V234H43ZM47 235V234H46ZM111 235V233H110ZM109 235V236H110ZM193 235V237H194ZM216 236L215 234H212V236ZM108 236V237H109ZM112 236V235H111ZM114 236V235H113ZM221 236V235H219ZM48 237V235H47ZM65 237V236H64ZM27 238V237H26ZM32 238V236H31ZM31 238H29L31 240ZM41 238V237H40ZM109 238H113V237H109ZM218 238H221V237H218ZM249 238V237H248ZM255 238V240H256ZM124 239V238H123ZM122 239V240H123ZM247 239V238H246ZM245 239V240H246ZM251 239V238H250ZM3 240V239H2ZM1 240V241H2ZM43 240V239H41ZM218 240V239H217ZM220 240V239H219ZM248 240V239H247ZM246 240V241H247ZM6 241V240H5ZM4 241V242H5ZM10 241V239H9ZM46 241V240H45ZM109 241V240H108ZM128 241V240H127ZM185 242L186 244L183 246H179V248H175V243L177 242ZM7 242V241H6ZM26 242V240H25ZM37 242V239L36 238H33L32 239V243L33 245H35ZM43 242V241H42ZM80 242V241H79ZM124 242V241H123ZM147 242H149V244H146ZM258 242V241H257ZM20 243V242H19ZM47 243V242H46ZM60 243V242H59ZM82 243L80 245H82ZM121 243V242H120ZM247 243H249V241H247ZM252 243V242H251ZM255 243V242H254ZM29 244V243H27ZM38 244V243H37ZM41 244V243H39ZM43 244V243H42ZM61 244V243H60ZM129 244V243H128ZM127 244V245H128ZM202 244H204V246H202ZM16 245V244H15ZM59 245V244H58ZM180 245V244H179ZM257 245V243H256ZM27 246V245H26ZM31 246V245H30ZM40 245H38L39 247ZM45 246V245H43ZM91 246H95V247H91ZM251 247V245H249ZM23 247V246H22ZM34 247V246H33ZM41 247V246H40ZM47 248H49L48 246H46ZM177 247V246H176ZM14 248V246H13ZM12 248V249H13ZM27 248V247H25ZM36 248V245L35 247ZM46 248V249H47ZM56 248H58L56 246ZM65 248H70L69 245H65V244H61L59 246V250L60 249H65ZM86 248V249H87ZM102 248H107V251H109L108 253L110 255H106L104 254L105 257H101L100 259H98L99 261L96 262L95 261V258H91L89 256H97L96 255V252L93 253V249L94 250H101ZM128 248V246H127ZM130 248V247H129ZM247 248V246H246ZM249 248V247H248ZM42 249V248H41ZM51 249V246L50 248ZM85 249V250H86ZM213 249V250H212ZM16 250V249H15ZM26 250V249H24ZM23 250V251H24ZM30 250V249H29ZM27 250V251H29ZM38 250V249H36ZM35 250V251H36ZM40 250V248H39ZM44 250V248L42 249ZM103 250V249H102ZM224 250V251H225ZM20 251V250H18ZM41 251V250H40ZM66 251V250H65ZM43 252V251H42ZM47 252V251H46ZM46 252L44 254H46ZM51 252V251H50ZM87 252V250H86ZM88 252V253H89ZM100 252V251H99ZM103 252V251H102ZM39 253V252H38ZM85 253V254H84ZM115 253H119L121 255V257L119 259H115L113 257V254ZM8 254V253H7ZM27 254V253H26ZM49 254V253H48ZM47 254V255H48ZM52 254V253H51ZM95 254V255H94ZM103 254V253H102ZM255 254V255H254ZM260 255L259 257H257V255ZM4 255V254H2ZM25 255V254H24ZM39 255V254H38ZM41 255V254H40ZM100 255V254H99ZM248 255V256H247ZM10 256V255H8ZM16 256V255H15ZM20 256V255H19ZM37 256V255H36ZM60 256V254H59ZM88 256V257H87ZM230 256V255H229ZM1 257V255H0ZM17 257V256H16ZM49 257V256H48ZM56 257V256H55ZM100 257V256H99ZM119 257V256H118ZM253 257V258H252ZM2 258V257H1ZM5 258V257H4ZM28 258V257H27ZM39 258V257H38ZM43 258V257H42ZM47 258V257H45ZM44 258V259H45ZM58 258V257H56ZM97 258V257H96ZM3 259V258H2ZM1 259V260H2ZM30 259V258H29ZM48 259V258H47ZM46 259V260H47ZM63 259V258H61ZM60 259V260H61ZM226 259V258H225ZM258 259V260H257ZM8 260V259H7ZM17 260V259H16ZM20 260V259H19ZM22 260V259H21ZM46 260L44 262H46ZM50 260V259H49ZM55 260V259H54ZM97 260V259H96ZM4 261V260H3ZM10 261V260H9ZM23 261V260H22ZM33 261V260H32ZM42 261V260H40ZM57 261V260H56ZM64 261V260H63ZM211 261V260H210ZM221 261V260H220ZM218 262L217 260H214V262L216 264H224V262ZM223 261V260H222ZM251 261V260H250ZM18 262V261H17ZM37 262V261H36ZM43 262V261H42ZM48 262V261H47ZM53 262V261H51ZM262 262V261H261ZM14 263V262H13ZM24 263V262H23ZM40 263V262H39ZM210 263V262H208ZM213 263V262H212ZM214 263V264H215ZM253 263V264H254ZM5 264V263H4ZM28 264V263H27ZM31 264V263H30ZM52 264H64L62 261H59V258H58V262H53ZM248 264V263H247ZM262 264V263H261Z\"/></svg>", "mask_w": 264, "mask_h": 264}]
</instances>
